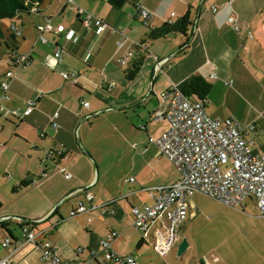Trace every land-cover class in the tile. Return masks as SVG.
I'll list each match as a JSON object with an SVG mask.
<instances>
[{"label": "crops", "instance_id": "crops-1", "mask_svg": "<svg viewBox=\"0 0 264 264\" xmlns=\"http://www.w3.org/2000/svg\"><path fill=\"white\" fill-rule=\"evenodd\" d=\"M135 2L73 0L74 6L67 0H44L36 12L18 14L9 20V27L1 26L6 35L11 25L18 31L15 47L0 41L6 48L3 56L9 59L7 64L0 62V81L7 70L16 73L8 91L10 100L2 105L9 113L19 110L21 116L0 113V219L13 218L0 223V259L8 258L11 264H51L42 260L36 245L23 242L25 223L43 232L37 245L49 241L63 264L87 259L89 249L97 248L110 231L120 234L114 251L131 255L115 247L132 227L131 209L151 203L146 189L171 185L180 178L159 147L149 142L169 128L152 115L157 96L171 83L179 85L199 75L228 96L239 93L245 110L238 122L255 126L248 137L253 149L264 153V0H139L150 14L147 26L135 17ZM78 9L97 16L108 28L100 32L94 25L85 27ZM230 17L236 19L240 33L227 23ZM182 18L191 24L186 37L171 33L156 41L148 38L150 29ZM47 22L53 31L42 33V42L37 26ZM58 27L63 29L60 33L55 32ZM135 44L145 45L148 55L136 78L127 82L121 60ZM56 49L62 51L61 62L54 57ZM11 52L28 55L29 64L16 68ZM155 59L169 62L158 69ZM65 72H76L78 83L64 80ZM27 102L34 105L23 116ZM84 102L88 107H83ZM61 145L66 157L49 159V153ZM58 166L67 169L70 179ZM172 166L175 177L167 174ZM125 171L135 174L134 183L125 182L131 189L121 182ZM23 182L31 185L18 189ZM86 192L94 196L91 203ZM246 201L252 204H241L236 231L223 245L196 252L187 239L186 251L193 249L192 264H264V217L254 200ZM79 202L88 207L115 202L109 207L117 216L99 208L71 217ZM189 205L188 219L194 217L192 199ZM248 208L253 213L247 214ZM6 239L11 246L2 248ZM98 264L108 263L99 258Z\"/></svg>", "mask_w": 264, "mask_h": 264}, {"label": "built area", "instance_id": "built-area-1", "mask_svg": "<svg viewBox=\"0 0 264 264\" xmlns=\"http://www.w3.org/2000/svg\"><path fill=\"white\" fill-rule=\"evenodd\" d=\"M69 4L73 0H67ZM135 17L147 26L150 14L142 7L139 0L135 2ZM215 12V9L213 10ZM78 14L82 18L85 27L94 25L100 32L108 28V24L103 20L78 9ZM172 16L174 14H171ZM227 23L231 25L236 33H240V27L234 17H230ZM40 33L39 40L44 42L42 36L44 32L53 31V27L47 22L37 26ZM62 27H58L55 32L60 33ZM18 31H15V34ZM248 38H252L250 32ZM125 39V36H122ZM121 46V42H118ZM145 45L135 44L133 48ZM133 48L121 60L125 66L132 56ZM61 49L54 51V57L62 61ZM13 64L16 68H25L29 64L28 55H20L11 52ZM156 60L158 69L169 62V59ZM16 78L14 69L7 70L3 79L0 81V113L12 115L14 118L21 116L19 110L8 112L2 105L3 102L10 100L8 93L11 81ZM64 80L78 83L76 72H65L62 74ZM212 80L216 76H210ZM232 82H226L231 85ZM157 108L152 118L154 121H166L169 128L157 140L149 139L150 143H155L160 153L167 158L178 170L180 178L171 185L158 186L146 189L151 203L143 208H132L133 216L132 227L141 235L143 242L152 246L153 252L161 259L168 257L174 248L179 244V231L189 216L190 200L196 194H202L214 199L226 206L233 208L252 199L255 202L259 216L264 217V153L253 149V142L248 134L255 131V126H242L234 118L225 120L210 118L203 104L198 100L187 98L179 90L178 84H170L163 93L157 96ZM34 103L27 102V109L22 113L28 116L32 111ZM83 107H88V103H83ZM57 113L54 114L55 119ZM58 125L53 122L52 128ZM67 150L61 145L48 158L61 160L66 157ZM58 171L68 180L71 175L65 167L58 166ZM134 183V179L126 180ZM83 191V189L79 190ZM88 202H92L94 196L85 193ZM114 203V202H112ZM107 206L88 207L79 202L77 208L70 213L71 217L79 214L92 212L96 209L108 208L111 216H117V212L112 209L111 204ZM22 239L24 243L36 245L43 261L51 264H63L59 259L56 247L52 246L47 240H42L37 245V238L43 232L37 230L30 223L22 225ZM118 233L110 231L106 238L102 239L99 246L89 249L88 257L84 261L73 262L70 264H98L99 258L108 264H136L132 255L118 254L113 249V243L118 238ZM11 240L6 239L2 248H9ZM0 264H11L8 258L0 259Z\"/></svg>", "mask_w": 264, "mask_h": 264}, {"label": "rangeland", "instance_id": "rangeland-1", "mask_svg": "<svg viewBox=\"0 0 264 264\" xmlns=\"http://www.w3.org/2000/svg\"><path fill=\"white\" fill-rule=\"evenodd\" d=\"M24 20L27 21L26 18ZM0 24L2 27H9V20H0ZM5 50V46L0 45V62L3 61V63L7 64L9 59L3 56ZM177 51L178 49H176ZM212 86V91L207 97L204 106L206 114L215 120L219 119L223 121L228 118H234L239 121V114L245 110L243 97L239 93H233L231 96H228L224 89L216 88L214 84ZM125 173L121 178V182H123L126 189H131V185L125 182L130 178L134 179L135 174L130 171H125ZM167 174L168 176L175 177L177 172L172 166ZM192 201L191 213H193L194 217L189 218L185 229L179 232L181 238L186 237L196 252L208 250L215 245H223L224 241L230 239V234L236 231V220L241 214V206L236 208L226 206L202 194L193 196ZM245 203L248 205L252 204L248 201H245ZM246 213L251 214L253 212L248 208ZM140 239L139 233L131 227L124 234V237L120 238L115 247L118 248L119 253L131 254L136 264H192L193 249H188L181 257H178L176 249V252L170 258L161 259L153 252L150 244L143 245L141 250H137L136 247Z\"/></svg>", "mask_w": 264, "mask_h": 264}, {"label": "trees", "instance_id": "trees-1", "mask_svg": "<svg viewBox=\"0 0 264 264\" xmlns=\"http://www.w3.org/2000/svg\"><path fill=\"white\" fill-rule=\"evenodd\" d=\"M43 2L44 0H0V20H12L18 14L36 12ZM1 26L0 24V41H4L15 47V31H17L15 25L10 26L8 35H6L7 33L5 34V31H2ZM190 26L191 24L187 19L182 18L175 22L166 23L159 28L150 29L148 38L152 41H156L171 33L182 34L186 37ZM186 43H188V41ZM147 55L148 52L143 47L138 46L133 48L132 56L126 62L123 71V75L127 82H131L136 78ZM212 87V83L209 80L199 75H192L179 84V90L184 96L192 100L200 101L203 106H205L206 99L212 91ZM29 185L31 184L23 182L18 189L26 188ZM142 244L143 240L139 243L138 248H140Z\"/></svg>", "mask_w": 264, "mask_h": 264}, {"label": "water", "instance_id": "water-1", "mask_svg": "<svg viewBox=\"0 0 264 264\" xmlns=\"http://www.w3.org/2000/svg\"><path fill=\"white\" fill-rule=\"evenodd\" d=\"M180 49H182V47L179 48V50H180ZM155 72H156V70H155ZM73 193H74V192H71L67 197L71 196ZM12 219H13V218H7V219H5V218H1V219H0V223H4V222L9 221V220H12ZM188 246H189V244H188V240H187V238H182V239L180 240L178 246H177V255H178V256H181V255L186 251V249L188 248Z\"/></svg>", "mask_w": 264, "mask_h": 264}]
</instances>
